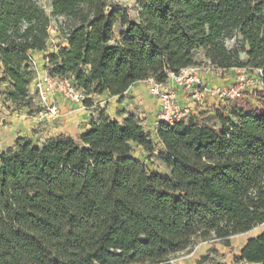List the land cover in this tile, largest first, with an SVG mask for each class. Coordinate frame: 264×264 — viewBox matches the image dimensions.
I'll use <instances>...</instances> for the list:
<instances>
[{
  "label": "trees",
  "instance_id": "trees-1",
  "mask_svg": "<svg viewBox=\"0 0 264 264\" xmlns=\"http://www.w3.org/2000/svg\"><path fill=\"white\" fill-rule=\"evenodd\" d=\"M135 3L131 18L111 0H50L49 10L0 0L2 102L37 111L31 55L46 51L53 23L65 45L46 56L49 73L85 95L121 98L136 82H164L199 66L198 51L222 71L264 67V0ZM236 100L160 124L155 138L133 113L120 122L101 113L78 142L64 133L41 143L18 138L0 152V264H172L197 240L228 247L263 224L264 94L256 107ZM156 143L166 175L132 156ZM233 259L264 264V230ZM195 264L223 263L207 253Z\"/></svg>",
  "mask_w": 264,
  "mask_h": 264
},
{
  "label": "rangeland",
  "instance_id": "rangeland-1",
  "mask_svg": "<svg viewBox=\"0 0 264 264\" xmlns=\"http://www.w3.org/2000/svg\"><path fill=\"white\" fill-rule=\"evenodd\" d=\"M39 4H41L45 9L49 10V3L50 0H37ZM111 3L115 6V8H118L122 11L123 14H127L131 18H135L137 15L138 9L135 3V0H111ZM55 23L52 24V28L50 29V38L47 43V48L46 51L44 52H38V53H32L31 57L33 61H42L44 60V63L41 65H36L33 62V65L35 67V74L36 72H42V71H47L49 72V68L46 64V56L48 53H52L57 50L59 46H64L65 43L62 42L60 39L57 37V32L54 26ZM120 30V22L118 21L114 25V33L115 36H118ZM235 45V39H230L226 41V46L228 48H231L232 46ZM194 57L198 61V65H203L205 67H208L207 75L211 74L210 76H215L220 78H226L228 79H233L230 80L232 81L231 84L235 81V79L238 78L239 75L242 73L246 78L249 80L248 87H246V90L244 91V96L241 99H237L236 101H240L241 103H246L249 102L253 107L259 106L261 104V101L263 99V94H264V89H259V86L256 83V79L254 76V73L252 70H239V69H229L224 71H214L208 64V61L204 58L203 53L198 51L194 54ZM241 59H244V55L241 53L240 54ZM35 59V60H34ZM218 79V80H219ZM252 81V82H251ZM254 81V82H253ZM211 85V84H209ZM216 86H227L230 84H225V83H216L212 84ZM143 92L146 95L144 97L145 99V104H147V108L149 107V99L151 100L152 98L150 95L146 93V88ZM33 88V86H32ZM32 93V92H31ZM97 94H91V97L93 98V104L91 107L87 108H82L79 106V110L76 107H63V114L60 111V114L58 117L55 119H45L41 118L37 111L35 112L34 109L32 111H28L27 109H20L22 113V122H25V129H22V134L25 135L24 138L31 139L34 143H41L44 139H46L49 136L55 135L58 132H64V133H69L72 138L78 142V132L82 130V128L90 123L92 119L98 120L99 116L101 113L107 114V116L111 120H116V121H122V113L120 112H125L127 113L128 110L122 108L120 109H115L116 105L113 103L109 106V108H106V104L104 102H99L97 101ZM188 98L190 100V97L188 95ZM211 102L209 100H204L203 104L201 106H198V104L193 106V109L198 113L199 111L204 113V115H210L214 114V111L218 107H222L225 103L227 104L230 103L232 100H224V101H219L218 99H211ZM36 101V100H35ZM152 101V100H151ZM124 102L125 101H121ZM210 103V104H209ZM84 105V104H83ZM103 105V106H102ZM85 106V105H84ZM204 107L210 108L207 110H202ZM86 107V106H85ZM97 108V109H96ZM115 109V110H114ZM18 110V109H17ZM143 110V106L141 105V108L139 110L137 109L136 111ZM86 111V112H85ZM83 113V114H82ZM128 116V115H127ZM35 119V120H34ZM35 121V124L32 123V121ZM153 121V120H152ZM146 123L145 128L150 131L151 129V123ZM213 122V121H212ZM214 124L215 129L219 128V124L217 121ZM163 147L159 144H155V148L152 153L145 152L142 148L140 147H134L132 156L136 158L137 160L143 162L148 170L160 173L162 175L167 174V170L165 169L160 157L163 154ZM264 230V223L255 227L254 229L250 230L249 232L239 234L232 236L229 239V246H224L221 243H218L217 241L209 240V241H201L197 240L193 243V245L190 248L181 250L174 255L171 256V263L172 264H195L196 261L199 259L200 256L209 254L212 257H215L219 263L223 264H236L234 262L233 257L238 256L240 249L244 245L245 241L247 238L251 236H255L259 232ZM212 248L215 249V251L211 250ZM242 264V263H240Z\"/></svg>",
  "mask_w": 264,
  "mask_h": 264
},
{
  "label": "built area",
  "instance_id": "built-area-1",
  "mask_svg": "<svg viewBox=\"0 0 264 264\" xmlns=\"http://www.w3.org/2000/svg\"><path fill=\"white\" fill-rule=\"evenodd\" d=\"M209 68L214 71H222L211 65ZM238 69L250 71L245 68ZM208 70V67L203 65L181 68L177 73L169 74L167 80H171L170 86H166L167 80L160 82L153 78L147 79L148 94L158 102L154 128L160 124L172 126L177 121L186 119L191 115H196L197 112L193 109V106L196 104L201 106L204 100L211 98L218 99L219 101H227L241 99L244 96V91L248 87L249 80L243 73L230 85L212 86L204 81V76ZM251 70L254 73L259 89L263 90L264 67ZM30 89L38 105V115L47 120L55 119L60 114L55 95H61L66 100L76 103L84 109L87 108L83 105L84 99L91 96L85 95L83 90L74 85L69 78L53 76L45 70L36 72ZM178 90L189 95L190 100L187 103L181 104L179 102ZM145 130L148 131L147 129Z\"/></svg>",
  "mask_w": 264,
  "mask_h": 264
},
{
  "label": "crops",
  "instance_id": "crops-1",
  "mask_svg": "<svg viewBox=\"0 0 264 264\" xmlns=\"http://www.w3.org/2000/svg\"><path fill=\"white\" fill-rule=\"evenodd\" d=\"M35 53H38V52H35ZM32 62H34V64L39 66L42 63H44V60L39 62V61H33L32 59ZM234 69H238V68H234ZM210 75L211 74H208V75L206 74L204 76V81L211 85L216 84V83L217 84L218 83L231 84L232 81L230 80H233L231 78L228 80L226 78L219 79V77L210 76ZM170 85H171V80L168 79L166 81V86H170ZM142 86H144L143 88H146V93L148 94V89H147L148 82L147 80H144V81H139V82L132 84L122 94L121 98L120 96H111L108 93H103V94L96 95L97 101L104 102V104H106V108H109V106L114 103L116 105L115 109L122 110V108H124L128 110L127 113L120 112L122 113L121 115L123 116L122 119L125 118L129 114H132V113L135 114L137 118L140 120L144 128L147 122L150 123L153 120L152 121L153 123H151V129L149 130H150L151 136L155 138L154 120H155V117L158 111V102L154 97L150 96L152 98L151 99L152 101L149 99L150 101L149 104L151 105H148L149 107L147 108L148 103L145 104V99H144V97L146 96L144 94L145 89H142ZM178 99L181 104L187 103L189 101L188 94L180 90H178ZM55 100L62 114L64 113L63 107L65 106L66 107L69 106L71 108L76 107L79 110L78 104L66 100L61 95H55ZM207 100L211 102L210 99H207ZM121 101H125V103ZM141 105L143 106V110L142 111L140 110L139 112H137L136 110L137 109L139 110V108H141ZM207 109H210V108L204 107L202 110H207ZM108 114L109 113L105 115L107 116ZM34 120L32 121V123L35 124ZM88 126H89V123L86 124L82 128V130L78 132V134L81 133L84 130V128ZM22 129H25V122H22L21 111L16 110L10 104H4L2 100L0 99V152L7 150L9 148H12L15 145V142L17 141L18 138L25 136L22 134L23 133ZM60 133H64V132H58L56 134H60ZM64 134H69V133H64Z\"/></svg>",
  "mask_w": 264,
  "mask_h": 264
}]
</instances>
